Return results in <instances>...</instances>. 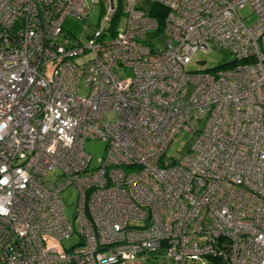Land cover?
Returning a JSON list of instances; mask_svg holds the SVG:
<instances>
[{
	"label": "built area",
	"instance_id": "built-area-1",
	"mask_svg": "<svg viewBox=\"0 0 264 264\" xmlns=\"http://www.w3.org/2000/svg\"><path fill=\"white\" fill-rule=\"evenodd\" d=\"M213 47L234 59L191 68ZM89 138L105 143L95 168ZM159 248L173 264H264V0H0V264Z\"/></svg>",
	"mask_w": 264,
	"mask_h": 264
},
{
	"label": "rangeland",
	"instance_id": "rangeland-1",
	"mask_svg": "<svg viewBox=\"0 0 264 264\" xmlns=\"http://www.w3.org/2000/svg\"><path fill=\"white\" fill-rule=\"evenodd\" d=\"M99 6H93V12L89 16V21L95 23L97 21ZM126 17L122 15L119 20V27H123L125 24ZM83 23L80 22V26ZM75 28V26L73 27ZM158 42H164L165 38L160 37L157 39ZM86 56L77 58V62H83ZM234 55L225 48L213 47L207 52H199L191 65V68H200L201 66L212 68V67H223L226 63L232 61ZM197 60V62H195ZM80 92L87 93V87L83 84L80 87ZM189 140V134L185 132H179L175 140L169 146L166 155L170 157H178L180 151L183 149L185 144ZM105 143L96 139H87L84 144V151L91 156L90 168H95L98 165L99 158L104 154ZM60 172L58 170L51 171L48 173V179H54L58 177ZM62 198L65 203V214L68 220L73 221L76 209V191L71 187H67L62 192ZM78 237L74 234L70 236L69 239L64 240V244L69 247L77 242ZM137 263L132 264H173V260L166 256L164 248H159L155 251L143 252L141 253L136 261ZM130 264V263H128Z\"/></svg>",
	"mask_w": 264,
	"mask_h": 264
},
{
	"label": "trees",
	"instance_id": "trees-1",
	"mask_svg": "<svg viewBox=\"0 0 264 264\" xmlns=\"http://www.w3.org/2000/svg\"><path fill=\"white\" fill-rule=\"evenodd\" d=\"M165 11H166L165 8H163L162 6L154 5L152 10L150 11V14L157 17L158 20L160 21Z\"/></svg>",
	"mask_w": 264,
	"mask_h": 264
}]
</instances>
